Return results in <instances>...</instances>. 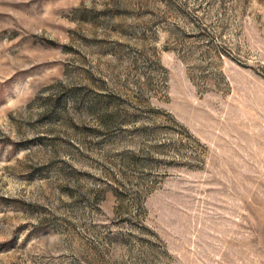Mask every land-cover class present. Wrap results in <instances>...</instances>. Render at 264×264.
I'll return each instance as SVG.
<instances>
[{
	"label": "rangeland",
	"instance_id": "1",
	"mask_svg": "<svg viewBox=\"0 0 264 264\" xmlns=\"http://www.w3.org/2000/svg\"><path fill=\"white\" fill-rule=\"evenodd\" d=\"M0 264H264V0H0Z\"/></svg>",
	"mask_w": 264,
	"mask_h": 264
}]
</instances>
